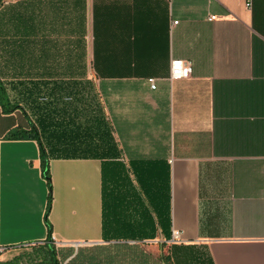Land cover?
Segmentation results:
<instances>
[{"label": "crops", "instance_id": "obj_1", "mask_svg": "<svg viewBox=\"0 0 264 264\" xmlns=\"http://www.w3.org/2000/svg\"><path fill=\"white\" fill-rule=\"evenodd\" d=\"M0 81V251L264 264V0H0Z\"/></svg>", "mask_w": 264, "mask_h": 264}, {"label": "trees", "instance_id": "obj_2", "mask_svg": "<svg viewBox=\"0 0 264 264\" xmlns=\"http://www.w3.org/2000/svg\"><path fill=\"white\" fill-rule=\"evenodd\" d=\"M0 105L3 111L6 113L11 112L18 108V106L12 105L8 102L5 94V89L2 86L1 81H0ZM8 138H14V139L33 138L40 143L42 172L47 180L49 187L48 210H47V213L49 214L52 205V185H51V177L49 170V159L43 145L41 144L40 136L37 129L35 127H32L31 130L29 131L17 129L15 131L10 132L8 134ZM47 225H48V238L43 243L35 244V245H39V247L35 251H33L32 253L26 256L19 257L11 261L4 262L2 264H62L59 259L55 242L52 239V228L48 220H47Z\"/></svg>", "mask_w": 264, "mask_h": 264}, {"label": "built area", "instance_id": "obj_3", "mask_svg": "<svg viewBox=\"0 0 264 264\" xmlns=\"http://www.w3.org/2000/svg\"><path fill=\"white\" fill-rule=\"evenodd\" d=\"M167 1H171V0H167ZM244 1H245L246 6L248 8L252 7L253 0H244ZM216 18H217L216 16H211L210 20L213 21V20H216ZM191 74H192L191 63H189L187 61L179 60V59L172 61L171 68H170V79L171 80L187 79L191 76ZM150 83H151V87L153 89H155L156 86L154 84L153 79L150 80ZM180 239H181V234L179 232L175 231L173 233V241H178Z\"/></svg>", "mask_w": 264, "mask_h": 264}, {"label": "rangeland", "instance_id": "obj_4", "mask_svg": "<svg viewBox=\"0 0 264 264\" xmlns=\"http://www.w3.org/2000/svg\"><path fill=\"white\" fill-rule=\"evenodd\" d=\"M55 246H56V249L58 251V255L60 256V261L62 264H64V261L66 258L61 256V254H59L60 253L59 250L61 248L56 243H55ZM38 247H39V245H25V246L13 248V249L2 250V251H0V264L7 262V261H11V260L19 258V257L26 256V255L32 253L33 251H35ZM82 258H81V260H82Z\"/></svg>", "mask_w": 264, "mask_h": 264}]
</instances>
